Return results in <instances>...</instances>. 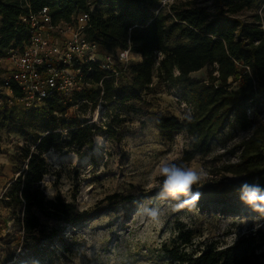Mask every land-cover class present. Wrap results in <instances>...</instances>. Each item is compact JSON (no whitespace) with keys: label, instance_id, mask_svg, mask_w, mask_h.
I'll use <instances>...</instances> for the list:
<instances>
[{"label":"trees","instance_id":"obj_1","mask_svg":"<svg viewBox=\"0 0 264 264\" xmlns=\"http://www.w3.org/2000/svg\"><path fill=\"white\" fill-rule=\"evenodd\" d=\"M106 1L110 8L107 16L96 14L91 0H0V85L5 73L2 60L29 41L30 27L23 18L44 8H48L54 26L73 24L80 13H87L86 35L91 41L98 42L107 53L130 49L141 57L118 78L102 70L99 62L81 66L85 82L82 91L64 101L54 94L31 112L32 123L42 120V133L34 127L27 130L29 118L25 116L16 121L22 127L19 131L30 135L31 140L17 146L25 166L9 186L4 205L22 234L21 245L29 251L55 242L64 229L89 221L93 215L60 194L47 196L42 187L50 168L45 156L55 152L81 157L97 136L121 141L127 120L112 113L119 107L135 112L137 105L145 103L142 93L153 85L154 78L178 87L194 106L191 116L182 120L157 115L160 131L185 133L190 138L184 162L208 157L219 135L230 125L250 134L242 144L241 162L225 167V172L235 178L213 181L206 187L193 186V191L202 193L199 201L203 206L231 204L239 210L245 206L240 200L242 183L264 188V14L241 18L258 0H213L212 8L175 0L167 4V12L162 0ZM204 68L210 69L207 80L192 78ZM2 92L0 100L6 102ZM13 94L20 96L16 87ZM74 107L75 115L69 116ZM98 107L104 110L100 123H89L80 116L89 110L94 113ZM13 118L12 107L6 103L0 106V120ZM162 180L160 177V183ZM138 200L137 196L114 194L104 202L108 209H114ZM256 216L262 215L249 218ZM200 236L196 229L180 223L176 235L161 246L158 257L168 264H264L263 226L231 244L209 238L200 241Z\"/></svg>","mask_w":264,"mask_h":264},{"label":"rangeland","instance_id":"obj_2","mask_svg":"<svg viewBox=\"0 0 264 264\" xmlns=\"http://www.w3.org/2000/svg\"><path fill=\"white\" fill-rule=\"evenodd\" d=\"M189 1L201 7H211L213 2L180 0L179 3ZM91 6L96 14L107 16L110 13L106 0H91ZM162 8L164 12L168 11L167 4ZM254 13L264 14V0L255 2L241 18L246 19ZM117 51L112 53L115 55ZM103 52L106 50L102 49ZM131 59L137 62L138 57ZM9 65L4 62L3 67ZM209 71V68H204L191 76L207 80ZM142 98L145 103L137 105L135 112L119 107L112 113L127 120L121 141L97 136L93 145L84 149L81 157L74 153L55 152L45 156L50 168L42 187L47 196L54 198L60 194L82 211L93 215L89 221L64 229L55 242L34 252L21 245L22 234L10 210L4 205V196L25 166L17 153V146L31 140L30 135L19 131L22 127L16 121L25 116L29 118L26 129L34 127L42 133V120L32 123L30 119L31 112L42 105L34 109L19 104L12 106L13 120H0V264H168L158 257V251L176 235V226L180 223L196 229L201 234L198 237L200 241L209 238L228 244L260 226L264 228V215L249 218V215L258 212L247 205V208L242 205V209L236 210L231 204L215 203L204 207V203L198 201L195 207L177 209L175 206L179 201L158 198L161 161L176 162L197 172L204 171L206 179L195 185L196 188L206 187L213 181L231 180L235 176L225 172V167L241 162L242 144L250 134L235 130L230 125L226 132L219 135L208 157L186 163L182 158L189 149L190 138L185 133L162 132L156 122L160 114L173 115L182 120L191 116L194 106L178 87L160 82L157 78L142 93ZM5 103L0 100V106ZM76 110L72 108L69 116H74ZM103 112L98 107L94 113L89 110L86 115L80 116L89 123L98 124ZM114 194L133 195L139 200L136 204L108 209L109 205L104 200ZM142 205L159 207L162 213L160 220L151 221L140 211Z\"/></svg>","mask_w":264,"mask_h":264},{"label":"built area","instance_id":"obj_3","mask_svg":"<svg viewBox=\"0 0 264 264\" xmlns=\"http://www.w3.org/2000/svg\"><path fill=\"white\" fill-rule=\"evenodd\" d=\"M170 1L162 0V7ZM89 19L87 13H80L75 23L54 26L48 8L23 18L30 27L29 41L2 60L3 66L4 62L10 64L3 67L0 85L9 108L19 104L34 109L54 94L62 101L70 99L85 87L81 66L90 62H99L101 69L115 78L128 71L133 61L131 50H119L115 55L101 53V45L86 35ZM15 87L20 96L13 94Z\"/></svg>","mask_w":264,"mask_h":264},{"label":"clouds","instance_id":"obj_4","mask_svg":"<svg viewBox=\"0 0 264 264\" xmlns=\"http://www.w3.org/2000/svg\"><path fill=\"white\" fill-rule=\"evenodd\" d=\"M159 175L163 178L159 185L160 200H175L179 203L177 209L184 207H195L201 199L200 191H193V186L200 184L206 179L204 171L197 172L185 165L176 162L161 161L159 165ZM240 200L253 211L264 215V188L258 184L244 182L240 185ZM140 211L151 221L158 222L161 218L159 207H148L142 205Z\"/></svg>","mask_w":264,"mask_h":264},{"label":"crops","instance_id":"obj_5","mask_svg":"<svg viewBox=\"0 0 264 264\" xmlns=\"http://www.w3.org/2000/svg\"><path fill=\"white\" fill-rule=\"evenodd\" d=\"M133 56H136V57H138V60H137V62L141 60V57H140L139 55H136V54H132V53H131V58H133ZM133 61H134V60H133Z\"/></svg>","mask_w":264,"mask_h":264}]
</instances>
